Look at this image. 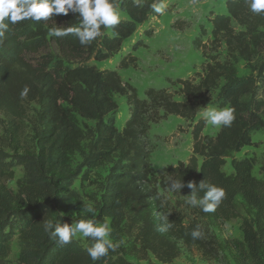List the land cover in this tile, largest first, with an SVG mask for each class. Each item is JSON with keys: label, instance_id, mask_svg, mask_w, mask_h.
<instances>
[{"label": "trees", "instance_id": "obj_1", "mask_svg": "<svg viewBox=\"0 0 264 264\" xmlns=\"http://www.w3.org/2000/svg\"><path fill=\"white\" fill-rule=\"evenodd\" d=\"M118 2L120 23L102 27L103 35L86 46L72 34L55 37L48 31L77 26V13L15 24L5 18L8 27L0 38V264H9V243L15 236L20 243L18 264H93L86 252L92 240L74 238L61 246L44 231L42 221L71 225L74 218L75 222L83 219L85 205L73 184L77 178L89 179L98 168H104L105 174L94 181L99 195L94 199L96 214L90 219L109 222L111 239L122 243L95 264H132L128 257L146 259L149 254L169 264L179 256V243L195 247L206 259L227 251L234 264H264V13H252L244 0H224L225 12L209 14V45L217 48L224 43L226 58L221 61L211 55L197 81L168 79L178 85L174 92L148 86L144 97H139L117 69L100 68L96 62L118 55L137 27L157 14L148 7L153 0H146L143 8L132 0ZM178 24L175 20L173 26L179 28ZM150 32L146 30L145 35ZM193 45L205 54V43L195 38ZM258 55L256 64H251ZM237 57L249 64L248 75L238 76L233 62ZM135 62L136 57L128 54L118 68ZM25 86L30 91L21 98ZM214 91L211 103L233 107L235 120L209 136L202 133L206 120L195 118L201 101ZM114 94L123 96L127 105L121 129L116 126ZM175 94L182 99H175ZM168 115L191 123V154L186 162L153 173L148 131L151 123ZM25 122L32 125L29 141L24 139ZM257 132L263 137L261 178L252 174L253 157L233 155L253 146ZM76 153L81 162L72 167ZM227 159L230 173L224 170ZM17 167L23 174L13 190L7 182ZM203 179L223 188L225 196L214 212L194 207L190 221L158 191V187L169 191L170 181L186 185ZM169 192L188 195L191 189L185 186L180 192ZM238 197L245 208L242 214ZM167 214L173 226L159 232L160 217ZM236 218L241 221V239L218 241L208 230L197 240L190 235L198 223L219 228Z\"/></svg>", "mask_w": 264, "mask_h": 264}, {"label": "rangeland", "instance_id": "obj_2", "mask_svg": "<svg viewBox=\"0 0 264 264\" xmlns=\"http://www.w3.org/2000/svg\"><path fill=\"white\" fill-rule=\"evenodd\" d=\"M168 5L163 15L157 14L150 17L144 24L137 27L135 33L126 39L121 47L118 55L112 59L96 62L100 68H115L123 82H127L135 87L139 97H144V90L148 86L156 88H167L174 92L177 84H171L167 80L174 81L177 78H191L195 81L199 79L202 73V65L208 61L211 55L219 60L226 58V48L224 43L215 48L209 45L211 37V24L209 22V14L211 12H225L224 0H164ZM175 20L180 21L178 27H174ZM150 30V36L145 35V31ZM198 38L201 43H205V54L193 45V39ZM141 41L143 45L137 43ZM53 47V45H52ZM135 47V48H134ZM216 49V50H215ZM136 57L134 66L126 68H118V64L122 57L126 55ZM260 55L251 61L256 64ZM238 76H246L250 73L249 64L243 59L237 57L233 60ZM217 91V90H216ZM214 91L211 95L206 96L200 105L199 112L195 120L203 118L202 113L204 107H217L211 103V99L216 95ZM175 99L182 97L174 95ZM118 106V114L116 118V126L121 129L127 116V105L123 96L113 95ZM33 108V106H32ZM218 108V107H217ZM33 112H30V117ZM204 119V118H203ZM80 125L83 120L77 117ZM88 122V121H87ZM91 124V122H88ZM219 127L205 124L203 134L213 136L217 133ZM191 123L183 120L176 115H168L166 118L157 123H151L147 135L148 148L150 149V167L153 173L168 166L176 165L177 162H186L191 154ZM3 133L2 116L0 115V135ZM32 135V125L29 122L24 124V139L29 141ZM253 146H246L236 154L235 157L249 156L254 159V167L252 174L261 178L259 167L263 158L261 133H254L252 136ZM81 162L79 154L71 157V166L75 167ZM230 160L227 159L224 170L230 173ZM22 169L17 167L14 169V178L7 182V186L16 189V180L22 177ZM105 169H95L87 180L77 178L73 186L77 189L82 197L84 205L91 204L94 207V199L98 198V191L95 185L98 175H104ZM158 191L164 194L166 200L184 217L185 221H190L193 216L194 207L185 203L187 194H172L169 191L158 187ZM239 211L245 212L241 199L237 198ZM96 213H88L83 211V219H90ZM75 223L74 221L71 222ZM201 230H208L218 241L224 239H241V221L239 218L233 219L222 224L219 228L209 226V223H198ZM209 226V227H208ZM82 242L84 238L76 237ZM19 239L15 236L9 243V255L6 260L9 264H18V254L20 250ZM132 264H164L156 260L151 254L146 259H136L128 257ZM169 264H234L227 251H222L210 259L204 258L195 247H185L179 243V256Z\"/></svg>", "mask_w": 264, "mask_h": 264}, {"label": "clouds", "instance_id": "obj_3", "mask_svg": "<svg viewBox=\"0 0 264 264\" xmlns=\"http://www.w3.org/2000/svg\"><path fill=\"white\" fill-rule=\"evenodd\" d=\"M146 0H132L137 8H143ZM252 13L257 15L264 13V0H244ZM155 14L163 15L168 7L164 0H153L148 5ZM69 11L78 14L79 24L66 28H50L49 34L55 37L74 35L82 46L90 45L97 37L103 35L101 28H112L120 23V12L118 0H0V38H3L8 23L15 24L23 20L40 22L49 20L53 14H65ZM30 89L25 86L21 92V98L28 95ZM203 118L212 126L230 127L235 120V109L231 106L204 107ZM191 189L186 195L185 203L191 207H198L204 213L214 212L221 204L225 192L223 188L214 184L206 183L204 179L198 184L189 181L185 185L180 181H170L169 191L176 192L183 187ZM203 192L201 196L200 193ZM85 211L95 213L94 207L89 204ZM162 223L158 226L159 232H167L173 225L166 216L160 217ZM43 229L52 239H57L61 246L72 243L76 237L87 238L93 241L86 252L93 264L109 252H115L122 241L113 242L111 239L112 229L109 222L98 223L92 219H79L78 222L61 224L60 220H43ZM190 235L193 240L202 238L203 232L199 225L196 226Z\"/></svg>", "mask_w": 264, "mask_h": 264}]
</instances>
